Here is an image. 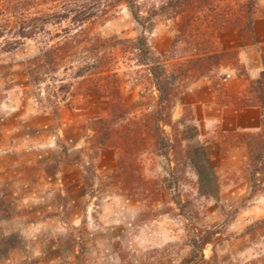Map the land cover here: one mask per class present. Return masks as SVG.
<instances>
[{"label": "rangeland", "instance_id": "obj_1", "mask_svg": "<svg viewBox=\"0 0 264 264\" xmlns=\"http://www.w3.org/2000/svg\"><path fill=\"white\" fill-rule=\"evenodd\" d=\"M169 1L139 0L143 27L121 2L42 0L40 6L56 7L59 16L89 8L94 17L82 31L103 42L100 60L87 44H77L57 63L46 60L49 46L73 42L76 32L66 21L57 25L62 20L52 12L51 25L44 31L40 26L35 37L21 38L26 30L14 25L0 39V132L15 127L18 131L8 136L51 141L45 149V158L53 162L46 165L48 182L65 189L63 194L54 187L31 211L17 206L19 196L6 199L0 193V220L50 206L66 221L81 220L79 238L64 233L52 243L57 249L46 250L42 264H264V233L250 230L264 219V171L254 186L248 146L251 138L264 143V117L257 131H236L233 115L220 110L229 103L258 106L250 88L248 97L235 101L222 84L244 69L238 54L254 43V21L264 19V0H205L195 9L187 7L179 19L172 7L163 8ZM249 17L252 32L240 31L238 22ZM143 34L173 86L172 123L163 124L170 149L165 158L146 141L137 167L124 176L118 168L123 151L111 141L98 143L94 121L109 119L110 104L117 100L129 110L116 125L119 130L140 127L148 138L144 120L156 108L157 91L127 43ZM213 52L218 57L209 59ZM198 82L210 83L216 106L204 104L210 101L202 89L190 91ZM115 86L119 94L111 97L107 90ZM58 161L73 167L66 178L55 176L61 171ZM27 171L33 176L36 167ZM207 172L210 181L199 185V176ZM208 231L216 232L212 243L196 252L193 239Z\"/></svg>", "mask_w": 264, "mask_h": 264}, {"label": "trees", "instance_id": "obj_2", "mask_svg": "<svg viewBox=\"0 0 264 264\" xmlns=\"http://www.w3.org/2000/svg\"><path fill=\"white\" fill-rule=\"evenodd\" d=\"M75 2H91L94 0H73ZM108 5L112 2H121L125 4L130 12L132 13L134 19L140 23L143 19L140 16L138 1L139 0H106ZM205 0H170L167 5L163 6L166 9L168 6L172 7L175 11V19H179L186 13L187 7L195 9L196 6L203 3ZM42 0H0V39L4 37L3 34L6 33L9 26L18 25L21 30H26V33L21 34V38H33L37 35V30L42 26L43 31L48 27V18L50 17L49 12L52 15L59 16L57 8H43L41 5ZM251 2V0H250ZM110 6V5H109ZM56 8V9H55ZM88 7L82 5L74 10H68L67 13L59 16L61 22L57 25H62L63 21L68 22L70 30H76L74 34L73 42H65L62 44H54L49 46L44 51V58L50 62H56L65 59L68 55L73 53L75 46L77 44L88 45L92 50L95 51L96 59H102L99 55V47H101V42L98 39L90 38V35L85 34L82 29L85 27L87 21H90L94 15L88 14L90 10ZM56 10V11H55ZM107 11H109L107 9ZM248 12H251L250 7ZM79 14V15H78ZM89 18H84V16ZM82 16V17H81ZM188 19V18H186ZM188 23V21H187ZM241 30L242 32L248 31L252 32L253 20L252 18H247L242 22ZM146 23H142L144 27ZM59 26V27H60ZM5 27V29H2ZM41 28V29H42ZM69 35V34H68ZM82 36V37H80ZM81 38V39H77ZM133 52L136 53L137 61L141 65L147 68V71L151 77L152 84L157 91L156 97V108L154 111L147 114L144 124H146L148 138L145 133L140 129V127H135L134 129H129L128 127L124 130H119L118 123L124 121L129 115V110L124 108L121 103L117 100L110 104V118L109 119H98L94 121L95 133L97 135V141L100 145H105L108 141H111L114 146L123 151L122 157L118 160V168L122 175H126L128 169H132L136 166V159L141 150L142 145L146 141H153L157 150L162 153V156L168 158L170 141L165 137L163 132V124L170 125L172 123V109H173V86L167 75L165 66L160 63V61L154 60L152 57V52L150 45L148 43L147 36L145 34L141 35L135 40L127 42ZM61 52L63 54H61ZM92 55V54H91ZM206 57V56H205ZM209 59L217 58L218 55L214 52L208 54ZM79 75H81L79 73ZM246 71L243 69L239 77H245ZM250 91L257 102L258 106L264 111V71H262L259 77L250 83ZM108 91V92H107ZM106 92L111 95V97L119 94V89L117 86L115 88H110ZM105 92V93H106ZM255 142V147L252 144ZM249 154L252 160V165L254 166L251 181L256 185V176L264 171V143L260 138H251L248 143ZM210 181V174L203 173L199 176V185L207 184ZM179 203V202H177ZM250 230L255 233L257 230L264 233V219L254 223ZM216 234L215 231H208L206 234L195 237L192 242L193 248L196 252L203 253L206 246L210 245L213 241V236ZM197 260V257H193L189 260L190 263ZM244 264H255L254 262H248Z\"/></svg>", "mask_w": 264, "mask_h": 264}, {"label": "crops", "instance_id": "obj_3", "mask_svg": "<svg viewBox=\"0 0 264 264\" xmlns=\"http://www.w3.org/2000/svg\"><path fill=\"white\" fill-rule=\"evenodd\" d=\"M261 26H264V19H255L254 43L242 47L238 54L247 75L239 77L232 72L222 84L223 92L230 100L237 101L248 97L250 83L264 71V30ZM199 89L203 90L210 101L204 104H207L208 108L216 106L212 102L216 99V95L210 89V83L198 82L190 91ZM220 110L222 114L233 115V121H236L233 129L236 131H257L264 117V111L259 106L237 108L229 103L221 105ZM13 131L18 130L14 127L13 130L0 132V193L5 195L6 199L19 196L21 199L16 201L17 206L19 204L23 211L25 209L31 211L33 206L41 203L46 193L49 191L53 193L54 190L51 189L54 187L64 194V184L54 186V183L48 182L52 178L46 174V165L53 162L50 158H45L49 155L45 149L50 148L53 145L52 142L30 139L28 135L22 139H15L8 136V133ZM30 165L36 167L33 176L27 171V166ZM57 165L61 171L58 170L55 176L63 175L66 178V173L72 170V166L66 165L64 161H58ZM32 177L37 179L36 183L32 181ZM58 182L61 183L60 180ZM53 207L50 206L47 210L41 207L37 214L23 213L20 217L0 220V264H31L32 261L35 264H42L43 258L46 257V250L57 249V246L52 243L64 233H74V237L79 238L76 232L81 225V220L71 218L66 221L58 217L59 215H54L53 212H56V209ZM60 209L63 210V207L60 206ZM75 209V206L71 208L72 211Z\"/></svg>", "mask_w": 264, "mask_h": 264}]
</instances>
